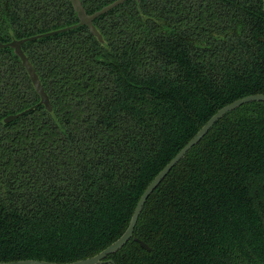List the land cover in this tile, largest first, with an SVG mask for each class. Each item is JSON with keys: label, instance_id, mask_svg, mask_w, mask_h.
Returning a JSON list of instances; mask_svg holds the SVG:
<instances>
[{"label": "trees", "instance_id": "obj_1", "mask_svg": "<svg viewBox=\"0 0 264 264\" xmlns=\"http://www.w3.org/2000/svg\"><path fill=\"white\" fill-rule=\"evenodd\" d=\"M91 14L114 0H80ZM0 0V262H72L127 227L145 188L222 106L264 93L262 0ZM25 111L15 120L9 114ZM114 264H264V101L225 114L148 197Z\"/></svg>", "mask_w": 264, "mask_h": 264}, {"label": "water", "instance_id": "obj_2", "mask_svg": "<svg viewBox=\"0 0 264 264\" xmlns=\"http://www.w3.org/2000/svg\"><path fill=\"white\" fill-rule=\"evenodd\" d=\"M75 13L77 14L78 23L72 26L52 31L47 34H55L62 30H68L70 28H75L78 25H84L88 28L89 32L95 36L100 42H104L102 35L97 30L96 26L93 23V20L111 10L112 8L122 4L126 0H114L111 3L103 6L99 10L88 14L80 0H69ZM263 10H264V0H262ZM41 35L30 36L23 39H13L7 43L0 42V48L2 47H10L13 49L14 53L19 57L23 67L25 68L28 77L30 79L31 84L33 85L36 93L39 96V104L43 105L45 110L49 112L52 116H55L52 104L50 102L49 96L47 95L41 81L36 73L35 68L32 63L26 56V54L22 50V44L26 41H31L37 39ZM251 101H264V93L257 94H249L238 98L218 109L196 132V134L171 158V160L155 175V177L151 180L148 186L145 188L143 193L140 195L133 213L130 217L129 223L123 233L112 243H110L107 247L99 251L98 253L86 257L84 259L72 261V262H51L46 260H37V259H24V260H16V261H8V262H0V264H114L112 259H107V256L113 254L120 250L131 238L136 241L141 248L144 250L150 251V247L144 241L139 238L133 236L134 228L139 218V215L146 203L148 197L152 194V192L157 188V186L161 183V181L165 178V176L170 172V170L186 155V153L195 146L213 127V125L220 120L225 114L236 109L237 107L251 102ZM25 111L9 114L5 118H3L2 122L4 124L11 122L21 116Z\"/></svg>", "mask_w": 264, "mask_h": 264}]
</instances>
